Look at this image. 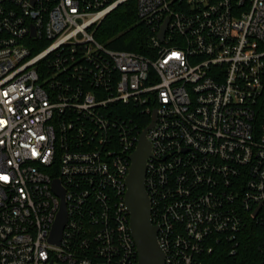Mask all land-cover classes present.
I'll return each mask as SVG.
<instances>
[{
	"label": "built area",
	"instance_id": "1",
	"mask_svg": "<svg viewBox=\"0 0 264 264\" xmlns=\"http://www.w3.org/2000/svg\"><path fill=\"white\" fill-rule=\"evenodd\" d=\"M132 2L148 55L95 37ZM154 115L165 264H226L264 226V0H0V264H138L127 178Z\"/></svg>",
	"mask_w": 264,
	"mask_h": 264
},
{
	"label": "water",
	"instance_id": "2",
	"mask_svg": "<svg viewBox=\"0 0 264 264\" xmlns=\"http://www.w3.org/2000/svg\"><path fill=\"white\" fill-rule=\"evenodd\" d=\"M163 34L162 32L160 35L161 39ZM155 118L154 115L152 124L143 131L139 139L138 147L132 155V165L127 178L126 205L131 214L130 227L138 250V264H165V253L158 243V228L152 222L150 198L145 186L147 160L151 156V143L146 133L154 126ZM55 190L62 197L63 202L50 241L59 244L67 223V212L65 193L59 182H56Z\"/></svg>",
	"mask_w": 264,
	"mask_h": 264
},
{
	"label": "trees",
	"instance_id": "3",
	"mask_svg": "<svg viewBox=\"0 0 264 264\" xmlns=\"http://www.w3.org/2000/svg\"><path fill=\"white\" fill-rule=\"evenodd\" d=\"M149 36V30L138 24L134 2L108 16L95 34L110 49L140 55L149 53ZM222 260L226 264H264V226L251 224L240 237L237 254Z\"/></svg>",
	"mask_w": 264,
	"mask_h": 264
}]
</instances>
